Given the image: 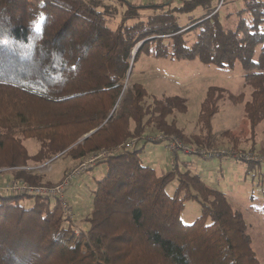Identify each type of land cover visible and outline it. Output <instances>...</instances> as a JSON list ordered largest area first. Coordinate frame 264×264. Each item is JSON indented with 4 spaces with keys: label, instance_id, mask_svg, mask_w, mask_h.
I'll return each mask as SVG.
<instances>
[{
    "label": "trees",
    "instance_id": "obj_1",
    "mask_svg": "<svg viewBox=\"0 0 264 264\" xmlns=\"http://www.w3.org/2000/svg\"><path fill=\"white\" fill-rule=\"evenodd\" d=\"M221 1L0 0V180L6 169L43 186L49 183L36 167L56 157L82 162L109 153L95 164L106 163L107 171L80 233L66 226L60 196L0 191V264H264L243 213L225 192L177 165L160 174L141 160L144 146L128 150L146 133L147 141H166L169 150L176 136L191 148L211 146L220 102L242 99L211 86L198 118L207 138H187L169 121L186 112L183 99L149 103L145 85L128 81L143 54L222 68L239 62L252 89L244 111L251 147L257 146L264 122V1ZM235 1L237 9L223 11ZM29 140L38 145L35 153ZM233 144L235 154L247 152ZM254 160L247 172L261 166ZM173 181L178 187L170 195ZM187 201L201 206L191 224L182 219Z\"/></svg>",
    "mask_w": 264,
    "mask_h": 264
},
{
    "label": "rangeland",
    "instance_id": "obj_2",
    "mask_svg": "<svg viewBox=\"0 0 264 264\" xmlns=\"http://www.w3.org/2000/svg\"><path fill=\"white\" fill-rule=\"evenodd\" d=\"M238 6V2L235 1L230 6L225 5L223 11L227 7L235 10ZM200 13L201 10L183 16L181 22L187 23L189 17H197ZM244 76L245 71L239 62L234 68H222L204 65L199 60L155 59L143 54L136 64L135 71L129 75L128 81L141 82L145 85L148 91L146 100L149 103H152L154 98L161 99L166 96H178L183 99L186 112L176 111L169 121L174 120L187 138L193 136L207 138L204 134L200 135L201 126L198 118L201 104L211 86L225 89L226 96L231 94L242 99L236 102L226 98L220 102L219 112L212 120L211 146L191 148L189 144L187 145L176 136L171 139L170 147L174 141L175 146L173 149L170 148V151L166 148V141L161 143L147 141L148 133H146V137L137 146L130 147L128 150L132 152L144 146L141 160L145 165L156 168L160 174L173 170L177 165L178 170L189 169L192 174H199L207 183L216 185L225 192L233 207L243 213L252 237L254 251L258 259L264 262V161L260 167L248 172L246 164L257 157L264 160V122L257 128L255 135L257 146L252 148L250 123L244 111V104L250 99L252 89L245 85ZM230 143L236 147L245 148L247 152L235 154L238 151L232 149ZM26 145L31 153H35L38 149V145L32 140L26 141ZM192 149L196 152H192ZM84 162L86 160L76 162L71 157L64 156L56 157L35 168L41 174L42 180L49 183L43 186L53 188L63 184L67 179L66 184L63 185L64 200L72 209L75 215L73 225L76 231L80 230V232L88 227L85 220L93 208L97 183L104 178L107 171V164L100 163L87 172L91 175L95 174L91 178H86L87 173H85L84 176L69 182L70 173ZM3 171L5 173L1 177V185L21 181L13 178V172L6 169ZM177 187L178 182L173 181L167 187L168 193L172 195ZM1 192L10 195L7 192ZM200 215L201 206L198 202L185 203L182 214L185 223L195 222ZM65 221L67 227H73L66 219Z\"/></svg>",
    "mask_w": 264,
    "mask_h": 264
},
{
    "label": "built area",
    "instance_id": "obj_3",
    "mask_svg": "<svg viewBox=\"0 0 264 264\" xmlns=\"http://www.w3.org/2000/svg\"><path fill=\"white\" fill-rule=\"evenodd\" d=\"M156 1H159V0H156ZM222 3H223V0L221 1L220 6L222 5ZM174 146H175V141L173 142V145L170 148L173 149ZM192 152H193V150H192ZM194 152H196V151H194ZM107 156H109L108 152H100V153H96L95 155H93L92 157L87 159L86 162L81 164V166H79L72 173H70L71 176L69 177L70 178L69 182L78 178V177L84 176L85 173L91 171V169L95 166V164L98 160L106 158ZM253 159L258 160V161H262V162L264 161L263 158H261V157H257V158H253ZM66 182H67V179H65V182L63 184L58 185V186L53 187V188H49L48 186H31L29 184L24 183L23 181H15L13 183L8 182V183L4 184L2 187L0 186V191L7 192L9 194H28V195H41V196H55L56 195V196H60L61 199L63 200L62 206H63L64 214H65L64 217L69 223H71L73 225L75 223V215H74L72 209H70L68 203L64 200L65 189H64L63 185L66 184ZM73 229H75V225H73ZM75 231H76V229H75ZM79 232H80V230L76 231V233H79Z\"/></svg>",
    "mask_w": 264,
    "mask_h": 264
},
{
    "label": "water",
    "instance_id": "obj_4",
    "mask_svg": "<svg viewBox=\"0 0 264 264\" xmlns=\"http://www.w3.org/2000/svg\"><path fill=\"white\" fill-rule=\"evenodd\" d=\"M142 44H143V43H140V44L138 45V47L135 48V50H134V52H133V54H132V62L134 61V56H135L137 50L139 49V47H140ZM132 68H133V65H131V69H130V72H129V74H128V77H129V75H130L131 72H132ZM92 133H93V132H92ZM90 134H91V133H90ZM90 134L86 135L81 141H83L84 139H86L87 137H89Z\"/></svg>",
    "mask_w": 264,
    "mask_h": 264
},
{
    "label": "crops",
    "instance_id": "obj_5",
    "mask_svg": "<svg viewBox=\"0 0 264 264\" xmlns=\"http://www.w3.org/2000/svg\"><path fill=\"white\" fill-rule=\"evenodd\" d=\"M94 175H95V174H94ZM94 175H91V174L87 173L86 178H91V177L94 176ZM80 220H82V219H80Z\"/></svg>",
    "mask_w": 264,
    "mask_h": 264
}]
</instances>
